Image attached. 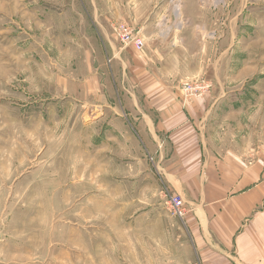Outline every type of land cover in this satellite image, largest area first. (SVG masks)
<instances>
[{"label":"rangeland","instance_id":"374dc122","mask_svg":"<svg viewBox=\"0 0 264 264\" xmlns=\"http://www.w3.org/2000/svg\"><path fill=\"white\" fill-rule=\"evenodd\" d=\"M168 15L216 58L180 84L204 77L226 99L221 143L264 147V0H0V264L189 263L182 219L111 106L121 26L144 46L141 22Z\"/></svg>","mask_w":264,"mask_h":264},{"label":"crops","instance_id":"0c3cea01","mask_svg":"<svg viewBox=\"0 0 264 264\" xmlns=\"http://www.w3.org/2000/svg\"><path fill=\"white\" fill-rule=\"evenodd\" d=\"M180 11L186 16L185 4ZM161 18L141 22V50L113 51L120 98L111 106L118 108L121 136L133 139L162 197L182 196L188 264H264V147L221 143L211 118L226 99L210 93L183 102L181 80L206 76L216 58L211 64L201 27Z\"/></svg>","mask_w":264,"mask_h":264},{"label":"built area","instance_id":"2783aa9c","mask_svg":"<svg viewBox=\"0 0 264 264\" xmlns=\"http://www.w3.org/2000/svg\"><path fill=\"white\" fill-rule=\"evenodd\" d=\"M121 40L125 45H129L133 42L136 50H141L143 48L142 41L138 38H130V31L128 28L121 26ZM213 83L211 80L199 77L191 80H184L180 84V93L183 102L187 103L192 101L195 98L203 97L209 93L212 89ZM167 204L171 212L183 219L186 216L187 208L183 201V198L178 193H170L167 196ZM191 264H200L198 261H194Z\"/></svg>","mask_w":264,"mask_h":264},{"label":"bare ground","instance_id":"6f19581e","mask_svg":"<svg viewBox=\"0 0 264 264\" xmlns=\"http://www.w3.org/2000/svg\"><path fill=\"white\" fill-rule=\"evenodd\" d=\"M176 12H177V10H176Z\"/></svg>","mask_w":264,"mask_h":264}]
</instances>
